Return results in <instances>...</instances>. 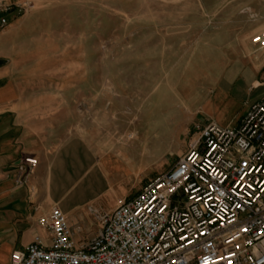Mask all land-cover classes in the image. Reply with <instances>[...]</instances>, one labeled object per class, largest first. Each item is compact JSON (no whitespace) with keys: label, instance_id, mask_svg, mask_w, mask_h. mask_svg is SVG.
I'll use <instances>...</instances> for the list:
<instances>
[{"label":"rangeland","instance_id":"1","mask_svg":"<svg viewBox=\"0 0 264 264\" xmlns=\"http://www.w3.org/2000/svg\"><path fill=\"white\" fill-rule=\"evenodd\" d=\"M4 1L31 5L13 56L27 99L52 134L123 164L129 200L186 154L196 127L228 117L223 88L262 55L264 0Z\"/></svg>","mask_w":264,"mask_h":264},{"label":"built area","instance_id":"2","mask_svg":"<svg viewBox=\"0 0 264 264\" xmlns=\"http://www.w3.org/2000/svg\"><path fill=\"white\" fill-rule=\"evenodd\" d=\"M30 8L28 1L0 0V28ZM252 44L264 51V30ZM37 167L36 158L24 156L16 186H26ZM95 219L96 237L77 246L67 216L53 207L38 220L49 245L36 236L13 252L11 264H264V99L236 125L196 127L173 167Z\"/></svg>","mask_w":264,"mask_h":264},{"label":"crops","instance_id":"3","mask_svg":"<svg viewBox=\"0 0 264 264\" xmlns=\"http://www.w3.org/2000/svg\"><path fill=\"white\" fill-rule=\"evenodd\" d=\"M22 24L20 18L11 19L9 27L0 28V264H11L13 252L25 251L36 236L49 245L38 220L53 207L67 216L72 240L81 246L99 231L95 215L112 213L130 196L123 164L96 152L82 138L52 134L43 108L27 99L13 61L14 36ZM244 64L247 68L231 74L223 88L228 117L210 122L236 125L251 104L264 99V51ZM24 156L36 158L38 167L20 187L14 178Z\"/></svg>","mask_w":264,"mask_h":264},{"label":"bare ground","instance_id":"4","mask_svg":"<svg viewBox=\"0 0 264 264\" xmlns=\"http://www.w3.org/2000/svg\"><path fill=\"white\" fill-rule=\"evenodd\" d=\"M153 121V120H152ZM152 121H149L150 123L152 122ZM166 126H167V120L166 119H163L161 122H157V123H154V125L152 126L153 127V129H154V131H156V133L157 132H163V131H165V129H166ZM150 128V127H149ZM155 136V135H154ZM145 142H146V140H145ZM149 142H150V139H149ZM146 144V143H145ZM145 150V149H144ZM143 150V151H144ZM142 151V152H143ZM146 152H147V150H146ZM144 153V152H143ZM75 160V159H74ZM73 162V161H72ZM74 163V162H73ZM73 163H72V165H73ZM71 165V164H70ZM72 167V166H71ZM69 168V167H68ZM63 175H64V173H62ZM61 174V175H62ZM67 174V173H66ZM69 178V177H68ZM72 178V177H71ZM73 179V178H72ZM62 180H63V178H62ZM70 181V180H69ZM68 181V182H69ZM68 182H66V183H68ZM74 182V181H73ZM63 183H64V181H63ZM70 184V183H69ZM65 185V184H64ZM74 185V184H73ZM60 186H61V184H60ZM67 186V185H66ZM71 187V186H70ZM50 190V189H49ZM61 190V189H60ZM53 190L51 189V192H52ZM58 195V194H57Z\"/></svg>","mask_w":264,"mask_h":264},{"label":"water","instance_id":"5","mask_svg":"<svg viewBox=\"0 0 264 264\" xmlns=\"http://www.w3.org/2000/svg\"><path fill=\"white\" fill-rule=\"evenodd\" d=\"M2 64H4V62L3 61H0V65H2Z\"/></svg>","mask_w":264,"mask_h":264},{"label":"snow or ice","instance_id":"6","mask_svg":"<svg viewBox=\"0 0 264 264\" xmlns=\"http://www.w3.org/2000/svg\"><path fill=\"white\" fill-rule=\"evenodd\" d=\"M34 162V161H33ZM214 171V170H213ZM161 211H163V208L160 209Z\"/></svg>","mask_w":264,"mask_h":264}]
</instances>
